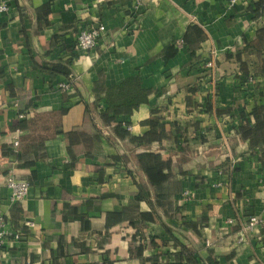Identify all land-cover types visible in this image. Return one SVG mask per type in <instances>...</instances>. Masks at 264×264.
<instances>
[{
    "label": "crops",
    "instance_id": "obj_1",
    "mask_svg": "<svg viewBox=\"0 0 264 264\" xmlns=\"http://www.w3.org/2000/svg\"><path fill=\"white\" fill-rule=\"evenodd\" d=\"M0 4V215L20 234L0 264H175L182 248L264 264V229L238 246L227 224L264 216V0ZM98 26L80 52L77 33ZM132 76L147 103L120 138L100 115ZM151 118L150 143L131 142ZM7 177L29 184L12 205Z\"/></svg>",
    "mask_w": 264,
    "mask_h": 264
},
{
    "label": "trees",
    "instance_id": "obj_2",
    "mask_svg": "<svg viewBox=\"0 0 264 264\" xmlns=\"http://www.w3.org/2000/svg\"><path fill=\"white\" fill-rule=\"evenodd\" d=\"M62 73L66 76L69 74L68 71H62ZM104 97L106 108L100 115L101 118L106 125L114 124V134L117 137H127L129 135L127 128L130 126L128 125V122L124 121L122 118L120 119V117L131 115L140 105L147 103V92L140 87L139 78L137 76H132L125 79L118 85L108 87ZM159 125L160 124H156L154 119L151 118L149 120V131L141 137H131L130 141L137 144L150 143V137L153 133H156L159 130ZM162 185L163 182H158L156 184L153 183L151 185V187L155 189L156 193L159 192V196L164 195V193H161L163 190ZM175 211L176 213H179V207H176ZM142 217L147 220L151 219L149 215ZM194 227L196 228V226ZM173 241L175 244L177 243L175 238H173ZM175 258L178 260L175 264H221L213 255L212 251H208V256L205 259H202L196 254H192L182 248L176 252ZM229 259L230 257L225 259V264H228ZM154 264H157L156 258L154 259Z\"/></svg>",
    "mask_w": 264,
    "mask_h": 264
},
{
    "label": "built area",
    "instance_id": "obj_3",
    "mask_svg": "<svg viewBox=\"0 0 264 264\" xmlns=\"http://www.w3.org/2000/svg\"><path fill=\"white\" fill-rule=\"evenodd\" d=\"M249 1L251 0H227V6L231 8L238 3H246ZM7 11L8 6L6 4H0V13H5ZM104 33L105 28L103 26H98L97 28L81 29L76 35L77 49L82 53L90 52L95 48L98 40L104 35ZM207 68L213 72V60L207 63ZM58 88L64 92L70 90L68 83H60ZM20 117L23 118L24 116L21 115ZM127 130L130 131V127H128ZM12 146L14 148L18 147L17 139L12 141ZM5 185L10 190L9 202L11 205L22 201L28 195L29 184L25 181L17 180L13 177H7ZM182 196L185 199H188L189 192L185 191ZM227 224L238 225L236 245L240 246L247 241L251 233L264 229V216L251 215L247 219H242L238 216H235L233 218H229L227 220ZM10 237H12L14 240H18L20 238V234L10 228V226L7 224L5 216L0 215V249L7 244Z\"/></svg>",
    "mask_w": 264,
    "mask_h": 264
}]
</instances>
